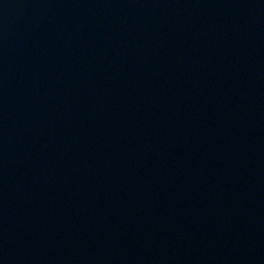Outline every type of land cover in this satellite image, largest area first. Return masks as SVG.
<instances>
[{"label":"water","instance_id":"95a60500","mask_svg":"<svg viewBox=\"0 0 264 264\" xmlns=\"http://www.w3.org/2000/svg\"><path fill=\"white\" fill-rule=\"evenodd\" d=\"M0 264H264V0H0Z\"/></svg>","mask_w":264,"mask_h":264}]
</instances>
